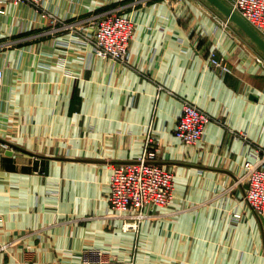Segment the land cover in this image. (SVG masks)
<instances>
[{
	"label": "crops",
	"instance_id": "crops-1",
	"mask_svg": "<svg viewBox=\"0 0 264 264\" xmlns=\"http://www.w3.org/2000/svg\"><path fill=\"white\" fill-rule=\"evenodd\" d=\"M43 6L66 19L132 15V59L101 58L69 29L45 33L32 5L0 13V264H68L91 246L114 264H264V214L246 200L247 183L235 185L264 148L263 54L205 0ZM212 46L231 57L232 73L207 67ZM186 99L226 125L183 142L175 128ZM149 133L175 196L125 230L109 215L110 177L143 154Z\"/></svg>",
	"mask_w": 264,
	"mask_h": 264
},
{
	"label": "built area",
	"instance_id": "built-area-1",
	"mask_svg": "<svg viewBox=\"0 0 264 264\" xmlns=\"http://www.w3.org/2000/svg\"><path fill=\"white\" fill-rule=\"evenodd\" d=\"M176 7L186 0H165ZM241 13L251 25L264 36V0H226ZM32 5L42 19V26H50L45 33L59 30L72 31V39L83 41L93 47L94 53L104 59L130 65L132 52L130 43L135 32V20L132 15L118 9H109L88 17L78 16L66 19L45 8L43 0H0V13H5V6ZM221 26L232 35L235 33L229 18H220ZM91 24V26H90ZM119 45V49L114 46ZM207 67L218 74L232 73L234 67L231 57L222 54L216 46L210 47L207 55ZM3 72L0 71V82ZM216 121L226 125V121L214 117L197 103L186 99L179 116L175 134L185 143H197L204 138L209 123ZM235 135L247 138L246 131H236ZM159 147L153 133L145 141V149L136 160L116 164L110 177L108 196L112 213L121 217L125 230H139L141 224L150 219L158 208L171 205L175 196V180L172 169L158 162ZM247 183L245 198L258 214L264 213V148L260 147L254 160L244 163L243 175L238 183ZM89 251L93 258L86 255ZM68 264H114V256L106 249L91 246L85 249L79 259Z\"/></svg>",
	"mask_w": 264,
	"mask_h": 264
},
{
	"label": "water",
	"instance_id": "water-1",
	"mask_svg": "<svg viewBox=\"0 0 264 264\" xmlns=\"http://www.w3.org/2000/svg\"><path fill=\"white\" fill-rule=\"evenodd\" d=\"M224 17L229 18L232 25L241 30L264 56V36L261 35L245 17L235 10L226 0H205Z\"/></svg>",
	"mask_w": 264,
	"mask_h": 264
},
{
	"label": "bare ground",
	"instance_id": "bare-ground-1",
	"mask_svg": "<svg viewBox=\"0 0 264 264\" xmlns=\"http://www.w3.org/2000/svg\"><path fill=\"white\" fill-rule=\"evenodd\" d=\"M114 46L119 49V45L117 43H114ZM263 190H264V187H263ZM264 214V213H263ZM261 215V214H260Z\"/></svg>",
	"mask_w": 264,
	"mask_h": 264
},
{
	"label": "rangeland",
	"instance_id": "rangeland-1",
	"mask_svg": "<svg viewBox=\"0 0 264 264\" xmlns=\"http://www.w3.org/2000/svg\"><path fill=\"white\" fill-rule=\"evenodd\" d=\"M174 172V171H173Z\"/></svg>",
	"mask_w": 264,
	"mask_h": 264
}]
</instances>
